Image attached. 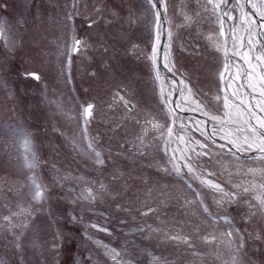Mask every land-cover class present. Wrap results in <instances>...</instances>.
<instances>
[{"label":"rangeland","instance_id":"374dc122","mask_svg":"<svg viewBox=\"0 0 264 264\" xmlns=\"http://www.w3.org/2000/svg\"><path fill=\"white\" fill-rule=\"evenodd\" d=\"M69 2L0 0V18L6 21L7 34L17 41L15 50L11 52L0 44V264H110L102 249H98L88 236L118 249L123 248L126 241H132L128 254L134 264H150L148 253L163 258L168 264L230 262L231 256L223 242L226 238L221 236L228 226L222 221L216 225L206 221L195 205L181 208L182 197H192L184 182L189 177L185 176L182 180L155 167L167 159L161 141H155L160 147L149 148L148 154L143 157L116 154L120 142L132 140L139 132L135 121L126 118L129 114L122 102L113 104L117 90H122V94L136 105L131 116L152 113L161 123L169 122L162 111L163 105L150 64L139 52L131 50L135 44L142 52L151 51L152 17L145 12L147 5L144 0H81V15L71 23L64 19V13L70 11L67 7ZM234 2L229 0L225 7L231 8ZM166 3L171 21L167 27L171 28L175 37L172 52L176 67L188 74L186 80L195 94L194 99L207 104L222 119L208 121L199 111L187 109L177 110V115L183 118L193 143L200 140L211 146L214 158H201L202 166L216 173L211 178L221 183L227 191L240 192L245 200H249L264 191L261 188L264 185L262 154L256 149L235 152L232 145L221 137L235 138L240 135L242 138L248 128L247 106L255 108L258 115H264L257 103L264 101L259 94V77L255 76L250 81L255 91L244 85L243 90L232 97L235 89L230 90L228 95L232 98L229 107L223 109L224 93L219 91L221 85L218 77L221 55L204 38L208 33H218L215 16L211 11L204 12V0H199V3L198 0H166ZM96 6L103 8L100 14L103 18L89 28L85 17L92 15L95 18L93 8ZM197 11L201 15L197 16ZM245 11L249 12L247 7ZM181 12L194 17L191 26L175 27L185 23ZM249 14L259 21L253 12ZM233 15L239 16V12L234 11ZM129 16L137 22L130 23ZM225 20V28L238 25V21ZM73 29L75 35L81 34L89 47L83 53L72 54L71 83H68L67 74L61 73L67 57L61 53L65 45H71ZM240 34L245 36L246 42L242 29ZM166 43L167 32L164 45ZM102 45L107 47V52ZM164 45L158 68L166 83L175 82V87L180 88L179 75L173 76L163 67ZM181 45L186 46L188 51L182 50ZM234 60L237 65H244L239 57ZM30 71L40 74L41 80L26 78L24 73ZM217 95L221 97L220 101L215 99ZM178 98L179 92L173 91L172 99ZM88 100L96 105L95 118L87 125L88 134L91 137L99 135L97 147L104 151L105 157L109 151L112 154V159L102 169H97L88 156L73 145V141L82 143L84 125L81 105ZM110 104H113L111 109L108 107ZM197 121L203 122L200 128L209 135L208 140L196 129ZM117 124L121 126L115 132L111 131ZM21 129L31 133L33 150L39 160L32 171L24 167L18 147ZM156 135L158 133H150L148 139L151 141ZM213 140L215 145L212 144ZM221 144L224 145L223 149L219 147ZM172 146L175 148L176 144ZM118 172L123 173L122 178L113 181V175ZM33 174L39 182L48 186L47 198L42 203L31 200L29 177ZM65 177L67 179H63ZM79 177L97 184L102 181L111 186L110 191H119L122 195L117 199L105 196L102 201L98 199L94 203L76 200L84 187ZM125 182L128 185L126 193L122 187ZM189 182L201 191L213 214L229 215L234 227L244 231L246 236L248 233L253 236L257 232L264 233V218L259 215L249 223L244 222V214L248 211L244 201L228 205L224 213L214 203L217 193L200 188L195 180ZM245 187L250 189L248 193H243ZM149 188L165 190L166 207L161 212L162 216L166 215L168 219L174 217L177 222L190 221L192 225H202V231L215 232L221 241L219 245H206L197 240V250L203 255L193 256L183 245L177 246L155 238L145 240L139 234L126 236L125 232L140 223L142 218L137 215V220L133 222L131 216L117 212L115 205L131 198L132 207L136 209V194L143 197ZM153 195H158V192ZM21 208L31 209V215L13 218L17 224L26 222L28 225L15 230L16 235L20 236V248L17 249L15 236L3 217L20 212ZM72 216L78 217L80 222H73ZM120 219L128 223L120 225ZM146 222L153 226L157 224L154 215L148 217ZM90 223L110 228L112 235L87 227ZM241 260L243 264H264V241L250 239L241 253Z\"/></svg>","mask_w":264,"mask_h":264},{"label":"snow or ice","instance_id":"6c2138e0","mask_svg":"<svg viewBox=\"0 0 264 264\" xmlns=\"http://www.w3.org/2000/svg\"><path fill=\"white\" fill-rule=\"evenodd\" d=\"M81 0H70L68 8L70 11L64 13V19L68 22L74 21L77 16L81 15L80 12ZM145 12L152 17L151 25L155 32V39L151 45L150 52H142L138 45L133 44L131 50L133 52H139L144 59L148 61L153 72V78L158 86V95L160 102L163 105L162 111L164 116L169 121L168 123H161L156 115L152 113H144L143 115L137 114L131 116L130 114L135 111L136 105L126 98L122 94V90H117L113 96V104L117 101L122 102L123 107L129 114L126 118H131L135 121L139 128V132L132 140H125L118 144L117 155H129L132 157H143L148 154V149L151 147H160L155 141L162 142V150L165 157L167 158L162 164L158 163L155 165L158 171H161L168 175H174L182 180L185 176L189 177V180H195L200 188H206L213 193H217L218 197H214V203L218 210H222L226 213L227 206L231 204H239L241 201L247 205L248 211L244 214V222L249 223L252 218L259 215L264 218V191L254 195L249 200H245V197L237 191L229 192L225 187L217 180L211 177L215 176L216 173L202 166L201 158L208 157L209 159L214 158V153L211 146L208 143L201 142L200 140L192 141V137L188 135V127L183 123V118L177 115V110L184 111L185 109L190 111H199L208 121H220L222 117L210 110L207 104L194 99L195 94L193 90L188 86L186 77L187 73L177 69L176 61L172 52V44L174 41V33L169 28L167 30L168 43L164 45L162 62L163 67L168 72L172 73L173 76L179 75V84L182 85L180 88L175 87V82L171 84L166 83V78L161 76L158 64L161 62L159 57V41L161 30H163L164 24H171L169 16L167 14V3L166 0H144ZM199 3V0H198ZM229 0H204L202 5L204 12L211 11L215 16L216 21L219 25V31L211 32L205 35V39L209 45L215 49L217 53L221 55L222 64L219 67L218 77L220 81L219 91L224 93L223 96V109L229 107V100L236 96L244 85H247L253 91L255 86L250 83L251 79L255 76L259 77V88L260 96L264 97V23H260L254 20L249 12L245 11V8H251L252 12L259 17L260 21H264V0H235L231 8H226ZM6 8L7 5H4ZM238 11L239 16H234L233 12ZM93 12L96 17L92 15L85 17L89 28L94 27L99 19L103 17L100 14L103 12V8L96 6L93 8ZM113 15H117L113 13ZM184 17L183 25H175V27L191 26L194 22V17L187 13L181 12ZM197 16L201 15L199 11L196 13ZM238 21L236 27L225 28L226 20ZM142 19V17H141ZM128 21L130 23H136L129 16ZM109 22V21H105ZM240 29L246 34L245 36L240 34ZM0 44L7 48L10 52L15 50L17 41L13 40L7 34L6 21L0 18ZM257 46H259L257 48ZM89 47L87 41L77 37L74 29L71 35V45H65V50L62 55L67 57L66 62L61 67V73L67 74V82L71 83V57L74 53H83ZM104 47V51L107 52V47ZM182 50L188 51V48L181 45ZM259 54H255L256 52ZM198 54V53H197ZM239 57L244 61V65H237L234 58ZM255 62V63H254ZM245 65L247 67H245ZM259 68V72H257ZM26 78H31L36 81L41 80V76L35 72H25ZM95 75V73H90ZM232 91V97L228 95L230 90ZM178 91L179 98L172 99V92ZM217 101H220L221 97L217 95L215 97ZM259 105V111L264 112V101H257ZM113 104H110L109 109L112 108ZM243 104V101H241ZM82 113L81 119L83 121V129L81 134L82 143L78 144L73 141L75 149H78L81 153L88 156L92 163L97 169H102L106 166L107 162L112 159L111 151L107 157H105L104 151L97 147L99 141V135L91 137L87 131V125L95 118L96 105L94 103H87L81 105ZM249 113L248 128L242 135H237L235 138L228 136L221 137L226 139L229 144L235 149V152L248 151L249 149H256L261 153V159H264V115H258L257 110L250 106H247ZM227 115V113H225ZM255 120V123L252 121ZM201 121L196 122V129L201 132V135L205 136V140L209 139V135L200 128ZM121 125H115L111 131L115 132ZM215 129V125H214ZM14 132L16 130H13ZM223 131V128H220ZM150 133H158L150 141L148 139ZM176 144L174 148L172 145ZM215 145V140L212 141ZM183 145V147H181ZM18 147L21 150V158L24 162V167L29 171H32L39 163L35 151L33 150V143L31 139V133L24 131L23 129L19 132ZM223 149L224 145H219ZM235 155V153H233ZM151 166V165H150ZM186 170V171H185ZM251 171V169H250ZM123 173L118 172L113 175L112 180L116 181L122 178ZM67 179V177L63 178ZM83 182L84 187L76 200L88 201L94 203L98 199L103 200L105 196H110L112 199H117L121 192L110 191V185L104 182L88 181L84 177H79ZM30 180V192L31 200L35 203H42L47 198L48 186L39 182L38 178L33 174L29 177ZM189 180H185L187 189L192 193V197H182L181 208H190L195 205L200 214L206 221H210L213 225L219 224L221 221L228 226L226 232L221 233V236L226 238L223 242L228 249L231 256L230 262L226 264H243L241 260V253L246 248L247 243L250 239L264 241V233L257 232L255 236L252 233H248L235 228L232 218L227 214L215 215L210 210L209 206L205 203L201 191L193 186ZM146 182V181H145ZM124 193L128 190V185L122 186ZM239 188V185H234ZM264 189V185L261 186ZM73 191V189H70ZM249 188H243V193H248ZM158 192V195H153ZM164 188L156 189L149 188L146 190V195L141 197L136 194V203L138 207L133 209L132 199L124 201L123 203H116L115 209L117 212H123L131 216L133 222L137 220V215L142 218L140 223H137L134 227L128 229L125 235L139 234L143 239H157L167 243H174L177 246L183 245L187 250H190L193 256H202L203 253L197 250L196 241L203 242L206 245L217 246L221 242L215 232L209 233L202 231V225H192L191 222L180 221L177 222L175 218L168 219L166 215L162 216L161 212L166 207ZM153 201V203H150ZM158 201V203H156ZM75 203L76 201H72ZM93 210V209H89ZM94 211V210H93ZM20 215H31V209L21 208L20 212H13L10 216H4L3 220L7 222L9 230L12 231L15 236L17 249L20 248V236L16 235L15 230L17 228H26L27 223L17 224L14 222V217ZM104 215V214H102ZM155 216L157 224L155 226L148 224L147 218ZM73 222H80L79 218L72 216ZM105 220H108L105 215ZM128 221L120 219L119 224L125 225ZM87 227H91L98 232L106 233L111 236L112 231L106 226H102L97 223H90ZM87 236V232H85ZM59 238V237H58ZM90 240L97 246L98 249H102L103 255L110 261V264H134V261L128 254V247L133 242L126 241L123 248H116L109 244L104 243L101 240L94 239L88 236ZM54 247H57L54 245ZM151 257L150 264H168L163 258H158L148 253Z\"/></svg>","mask_w":264,"mask_h":264},{"label":"flooded vegetation","instance_id":"af4514ba","mask_svg":"<svg viewBox=\"0 0 264 264\" xmlns=\"http://www.w3.org/2000/svg\"><path fill=\"white\" fill-rule=\"evenodd\" d=\"M168 24H164L163 25V30H161V35H160V45H159V56L161 55V51H162V49H163V45H164V42H165V32H167V30H168ZM151 32H152V35L150 36V41L153 43L154 42V39H155V32H154V30H153V27H152V25H151V30H150ZM151 34V33H150ZM149 34V35H150ZM77 37H79V38H81L82 39V36H81V34L79 35V34H77L76 35ZM75 54V53H74ZM40 75V74H39ZM89 102H91L92 103V101L91 100H88V101H86V102H84V104H86V103H89ZM83 104V105H84Z\"/></svg>","mask_w":264,"mask_h":264}]
</instances>
